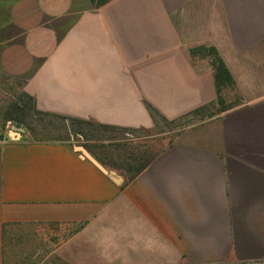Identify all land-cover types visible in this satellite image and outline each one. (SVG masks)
<instances>
[{
	"label": "crops",
	"instance_id": "crops-1",
	"mask_svg": "<svg viewBox=\"0 0 264 264\" xmlns=\"http://www.w3.org/2000/svg\"><path fill=\"white\" fill-rule=\"evenodd\" d=\"M21 93L129 131L196 117L133 179L0 139V264L13 225L60 235L65 264L264 262V0H0V103Z\"/></svg>",
	"mask_w": 264,
	"mask_h": 264
},
{
	"label": "rangeland",
	"instance_id": "rangeland-1",
	"mask_svg": "<svg viewBox=\"0 0 264 264\" xmlns=\"http://www.w3.org/2000/svg\"><path fill=\"white\" fill-rule=\"evenodd\" d=\"M11 101L5 98L4 103H0V135L3 134L4 137L12 132V124H16L10 120V117H6L8 112L11 117H16L14 111L9 110ZM195 117L188 116L174 122H162L153 131L105 130L91 124L69 126L68 122L51 116L26 118L25 123L18 126L24 127L36 139L72 140L75 146H84L98 160L101 158L105 161L106 164H103L99 160L108 169L116 172L118 170L128 178L135 168L151 160L161 149L173 142L177 131L187 126ZM60 126L63 127L59 128ZM112 163L128 166L119 170L110 167ZM128 168L130 171H126ZM8 231L5 240L6 264H65L52 253L60 235H52L50 240H47L34 228L22 225H13ZM244 264H264V262Z\"/></svg>",
	"mask_w": 264,
	"mask_h": 264
},
{
	"label": "trees",
	"instance_id": "trees-1",
	"mask_svg": "<svg viewBox=\"0 0 264 264\" xmlns=\"http://www.w3.org/2000/svg\"><path fill=\"white\" fill-rule=\"evenodd\" d=\"M108 1L109 0H92V2L96 6H100V5H102ZM211 49L212 50H210V51H213L214 53H216L214 48H211ZM214 65H215V69H216V79H217L218 89L221 90V88L223 86L232 85V83L234 81H233V78H232L228 68L226 67L225 63L220 58L217 57L216 61L214 62ZM25 99H26V101H25ZM9 110L11 112L14 111V113L16 114V117L15 118L11 117L9 115L10 112L6 113V117H10V120H12L13 122H16L17 125L24 124L26 118H30V117L34 118V117H39V116L44 118L46 116H49V117L51 116V117H54L55 119L68 122L69 126H73L76 124L77 125L91 124L93 126H96L98 128H103L105 130H119L120 129L117 127L95 124V123L85 121V120H81V119H77V118H72V117H68V116H62V115H57V114H52V113L41 111L36 107L33 98L31 96H29L27 93H21L20 96H18L16 99L12 100L10 102ZM62 127L63 126H60L59 128H62ZM73 129L74 128H72V131H73ZM81 129L82 128H80L79 131H81ZM2 138H4L3 134L0 135V139H2ZM57 139H64V138H57ZM99 160L103 164H106V162L103 161L101 158H99ZM151 160H149V161L143 163L141 166L135 168V171L128 178L133 179L134 177H136L141 171H143L147 167V165L150 163ZM109 166L121 170V169H124L125 166H128V165L123 166L121 164L118 165V164L112 163ZM127 170L130 171L129 168L126 169V171Z\"/></svg>",
	"mask_w": 264,
	"mask_h": 264
},
{
	"label": "water",
	"instance_id": "water-1",
	"mask_svg": "<svg viewBox=\"0 0 264 264\" xmlns=\"http://www.w3.org/2000/svg\"><path fill=\"white\" fill-rule=\"evenodd\" d=\"M13 131H19V132H25L26 129L22 126H18L16 124H12V132H11V136L12 137H19V133L17 134L16 132ZM76 150L82 152V154L88 158L89 160H91L96 166H98L101 170H103L104 172L108 173V174H112L115 175L117 172L113 169H108L106 166H104L90 151H88L84 146H75Z\"/></svg>",
	"mask_w": 264,
	"mask_h": 264
}]
</instances>
